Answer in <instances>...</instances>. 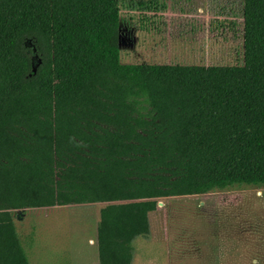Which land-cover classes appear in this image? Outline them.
<instances>
[{
	"label": "trees",
	"instance_id": "16d2710c",
	"mask_svg": "<svg viewBox=\"0 0 264 264\" xmlns=\"http://www.w3.org/2000/svg\"><path fill=\"white\" fill-rule=\"evenodd\" d=\"M120 19L0 0V264H29L19 209L105 203L99 264H131L158 199L264 187V0H241L235 65L122 63Z\"/></svg>",
	"mask_w": 264,
	"mask_h": 264
},
{
	"label": "rangeland",
	"instance_id": "374dc122",
	"mask_svg": "<svg viewBox=\"0 0 264 264\" xmlns=\"http://www.w3.org/2000/svg\"><path fill=\"white\" fill-rule=\"evenodd\" d=\"M119 7L122 63L242 62L241 0H119ZM104 204L16 210L29 264H99ZM149 229L133 240L131 264H264V187L160 198Z\"/></svg>",
	"mask_w": 264,
	"mask_h": 264
}]
</instances>
